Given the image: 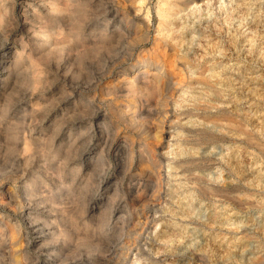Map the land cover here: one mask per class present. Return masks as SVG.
<instances>
[{"label":"rangeland","instance_id":"rangeland-1","mask_svg":"<svg viewBox=\"0 0 264 264\" xmlns=\"http://www.w3.org/2000/svg\"><path fill=\"white\" fill-rule=\"evenodd\" d=\"M7 1L0 2V264H41L34 217L43 206L56 222L72 226L67 236L52 239L59 259L66 261L62 264L89 258L117 264H253L264 256V0ZM25 14L60 21L55 30L63 33L66 45L37 56L41 70L21 64L12 86L2 90L7 59L24 47L25 56L35 50L31 26L20 22ZM110 19L115 25L107 24L102 43H83L90 32L106 29ZM145 59L162 67L161 81L171 82L169 90H161L157 81L155 92L127 93L128 79ZM141 96L144 107L136 103ZM33 104L51 110L36 129L25 115ZM63 115L69 122L51 139L45 126ZM86 129L94 132L91 144L107 140L114 145L91 152L93 159L105 152L102 161H92L96 167L90 162L74 172L89 154L75 165L68 156L51 162L50 155L62 151L59 142ZM30 134L34 140L26 151L21 140ZM143 141L148 144L143 151L148 147L151 154L146 159L138 154ZM123 142L130 143L127 150L119 146ZM136 183L154 185L153 194L160 196L134 201L137 193L128 190ZM129 219L141 222V229L150 225L148 246L142 244L148 254L138 253L135 233L129 235L131 246L116 242L110 250L100 249L97 231Z\"/></svg>","mask_w":264,"mask_h":264},{"label":"bare ground","instance_id":"bare-ground-1","mask_svg":"<svg viewBox=\"0 0 264 264\" xmlns=\"http://www.w3.org/2000/svg\"><path fill=\"white\" fill-rule=\"evenodd\" d=\"M1 1H5V0H0V2ZM29 0H20V2H21V4L23 5V4H27V2H28ZM55 1V0H54ZM59 1V0H58ZM62 1V0H61ZM68 1V0H67ZM114 1H116V0H114ZM120 1V0H119ZM118 1V2H119ZM125 1V0H124ZM129 1V0H128ZM6 2L8 3V1L6 0ZM18 2V1H17ZM46 2V1H45ZM50 2V1H49ZM70 2H71V0H70ZM113 2V1H112ZM195 2V1H194ZM42 3V2H41ZM125 3V2H124ZM1 4V3H0ZM51 4V3H50ZM60 4V3H59ZM59 4L57 3V5L59 6ZM64 4H68V3H66V2H64ZM2 5V4H1ZM9 5H10V3H9ZM109 5V4H108ZM38 6V5H37ZM46 6V5H45ZM51 6V5H50ZM61 6H63V4L61 3ZM3 7V6H2ZM54 7V6H53ZM53 7H50L52 10H54L53 9ZM57 7V6H56ZM58 8V7H57ZM57 8H55V9H57ZM59 8H60V6H59ZM110 9H111V6L109 7ZM6 9H8V8H6ZM45 9H47V8H45ZM51 9H49V10H51ZM61 10H62V8H61ZM109 10V9H108ZM1 11V10H0ZM59 11V10H58ZM104 11V10H103ZM106 11H107V9H106ZM160 11H161V8H160ZM2 12H3V10H2ZM8 12V11H7ZM50 12V11H49ZM54 12V11H53ZM1 13V12H0ZM59 13V12H58ZM62 13V12H61ZM39 14V13H38ZM42 14V13H41ZM107 14V13H106ZM160 14H162V11L160 12ZM1 15V14H0ZM44 16V15H43ZM47 16V15H46ZM65 16V15H64ZM66 17V16H65ZM0 18H1V16H0ZM53 18V17H52ZM52 18H50L49 19V17L48 18H46L45 19V17H41V16H35V14L34 15H24L23 17H22V20H20V22H22V24L23 25H25V26H28V25H30L31 27H29L30 29L28 30V34L30 35V37H32L31 39H34L35 40V43H33L34 44V47H35V50L33 51V50H31L30 51V53L29 54H27L26 56H25V54H26V51H25V47H24V49L23 48H21L23 51H16V54L15 55H12L11 56V58L12 59H7V64H8V66L7 67H5V73L8 75V77L6 78V80H4V82H3V86H2V90H7V89H9L12 85V81H11V83H10V79H11V77L12 76H14L13 74H15V72L16 71H18V70H20V68H19V66L22 64V65H24V64H29L30 63V65L32 66H35L36 68H38L37 67V56L38 57H43V56H46L47 57V54H48V52H47V50H53L54 48H57V49H59V44L60 43H62V42H64L65 43V41H63L64 40V35H63V33H60V29H59V33L57 32L58 30H55L56 29V26L57 27H61L62 25H61V23H59L60 21H56V19H52ZM55 18V17H54ZM62 18V17H61ZM64 18V17H63ZM71 18V17H70ZM2 19V18H1ZM67 19L69 20V18L67 17ZM66 19V20H67ZM61 20V19H60ZM65 20V19H64ZM75 21V20H74ZM17 22V21H16ZM62 22V21H61ZM72 22V21H71ZM111 22H112V25H115V22L112 20V19H110V21L108 22V23H106L105 25H109V23L111 24ZM134 22V21H133ZM10 24V23H9ZM45 24H50V27L52 28L50 31L48 30H46V29H44V28H48V27H46L47 25H45ZM66 24H68V23H66ZM78 24V23H77ZM117 24H120V23H117ZM39 25V26H38ZM81 25H82V23H81ZM87 25V24H86ZM105 25H104V28H105ZM107 25V27H106V29H104V30H102V29H100L99 31H97L96 33H94V32H90V34H88L87 35V37L85 36V39H83V33L84 32H81L80 30V32H78L77 34H78V37L79 38H82L83 39V43H87L88 45L90 44V42L92 43L93 42V44H91V45H95V44H97V43H100L102 40H103V38L105 37V35H107V32L109 31V26ZM136 25H137V23H136ZM78 26V25H77ZM139 25H137V27H138ZM83 27V26H82ZM103 27V26H102ZM117 27H118V25H117ZM133 27V26H132ZM131 27V28H132ZM139 27H141V26H139ZM20 28V27H19ZM63 28V27H62ZM79 28V27H78ZM115 28V27H114ZM135 28V27H134ZM141 28H143V27H141ZM16 29V28H15ZM66 29V28H65ZM113 29V28H112ZM144 29V28H143ZM62 30H64V29H62ZM118 30H120L119 28H118ZM139 30H140V28H139ZM77 31H78V29H77ZM83 31V30H82ZM92 31V30H91ZM145 31V30H144ZM27 32V31H26ZM61 32H63V31H61ZM113 32V31H112ZM120 32V31H119ZM129 32V31H128ZM64 33H66V32H64ZM121 33V32H120ZM135 33V32H134ZM61 34H62V36H61ZM68 34V33H67ZM112 34V33H111ZM118 34V33H117ZM136 34V33H135ZM3 35V34H2ZM71 35V34H70ZM60 36V37H59ZM72 36V35H71ZM82 36V37H81ZM102 36H104V37H102ZM115 36H116V34H115ZM114 36V38L116 39V37ZM53 37V38H52ZM66 37V36H65ZM67 37H69V34H68V36ZM71 38V37H70ZM89 38V39H88ZM91 38V39H90ZM105 38H107V37H105ZM109 38V37H108ZM121 38V37H120ZM52 39V40H51ZM67 39V38H66ZM65 39V40H66ZM69 39V38H68ZM68 39H67V41H68ZM71 39H73V38H71ZM70 39V40H71ZM78 39V38H77ZM118 39V38H117ZM81 40V39H80ZM72 41V40H71ZM69 42V41H68ZM74 42H75V40H74ZM74 42H72V43H74ZM78 42V41H77ZM80 42V41H79ZM102 43V42H101ZM105 43V42H104ZM113 43V42H112ZM82 44V43H81ZM61 45V44H60ZM63 45V44H62ZM64 45H66V43L64 44ZM68 46L70 45V44H67ZM80 45V44H79ZM84 45V44H83ZM100 45V44H99ZM103 44H101V46H102ZM72 46V45H71ZM77 46V45H76ZM75 46V47H76ZM87 46V45H86ZM92 46V47H93ZM104 46V45H103ZM102 46V47H103ZM107 46H109V45H105L104 47L105 48H107ZM111 46V45H110ZM23 47V46H22ZM70 47V46H69ZM74 47V48H75ZM79 47V46H78ZM88 47V46H87ZM97 47V46H96ZM95 47V48H96ZM9 48V47H8ZM77 48V47H76ZM81 48V47H80ZM90 48V47H89ZM104 48V49H105ZM33 49V48H32ZM82 49H84V47L82 48ZM87 49V48H86ZM94 49V48H93ZM14 50H16V49H14ZM76 50V49H75ZM89 50V49H88ZM77 51V50H76ZM8 52V51H7ZM32 52H34V54L32 53ZM85 52V51H84ZM31 53H32V55L33 56H31ZM5 58H8V57H5ZM41 59V58H40ZM106 61V60H105ZM40 62V61H39ZM41 62H43V61H41ZM155 62V61H154ZM154 62L151 60V59H145L144 60V66L143 67H140V68H137L136 69V73L134 74V76L133 77H131V78H129L128 79V83L130 84L128 87H127V93L128 92H130V95H131V93L132 92H135V90L137 89V91H138V89H139V91L140 90H145V92H146V90H147V92L150 90V91H154V90H156L154 87H156V84H157V81H159V82H161L162 84H163V87L164 88H160L161 90L162 89H164V91H167V90H169L170 89V83H166V82H162L161 81V77L163 76V75H165L164 73V71L163 70H161V68L159 67V65L157 66L156 64H154ZM41 64V63H40ZM29 66V65H28ZM33 66H32V68H33ZM105 66V65H104ZM135 66V65H134ZM137 67V66H136ZM26 68H28V67H26ZM31 68V69H32ZM102 68H104V67H102ZM39 69V68H38ZM38 69H37V72H38ZM4 70V69H3ZM27 70V69H26ZM29 70H30V68H29ZM28 70V71H29ZM39 70H41V69H39ZM24 71H25V69H24ZM34 71V70H33ZM19 72V71H18ZM18 72L16 73V74H18ZM20 72H21V70H20ZM31 72V71H30ZM43 72V71H42ZM34 73H36V71L34 72ZM26 74L28 75V73L26 72ZM38 74H39V72H38ZM121 74V73H120ZM123 74V73H122ZM121 74V75H122ZM169 74V73H168ZM167 74V75H168ZM172 74V73H171ZM31 75H32V73H31ZM34 75V74H33ZM37 76V73H36V75H35V77ZM170 76V75H169ZM34 77V76H33ZM73 77V76H72ZM124 77H125V75H124ZM4 78V77H3ZM123 78V77H122ZM127 78H128V76H127ZM150 78L152 79V80H150ZM125 79V78H124ZM123 81V80H122ZM163 81H164V79H163ZM173 81V80H172ZM127 83V84H128ZM121 84V83H120ZM159 84V83H158ZM157 84V85H158ZM92 86V85H91ZM127 86V85H126ZM162 86V85H161ZM160 86V87H161ZM125 88V87H124ZM126 89V88H125ZM159 89V90H160ZM11 90V89H10ZM42 91V90H41ZM171 91V90H170ZM169 91V92H170ZM34 92V91H33ZM146 92V93H147ZM155 92V91H154ZM163 92V91H162ZM126 93V94H127ZM140 93V92H139ZM150 94H152V92H149ZM160 93V92H159ZM129 94V93H128ZM148 94V93H147ZM158 94V93H157ZM139 95V94H138ZM162 95V94H161ZM31 96V95H30ZM146 96V95H145ZM138 97H140V96H138ZM147 97V96H146ZM145 97V98H146ZM151 97H152V95H151ZM160 97V96H159ZM67 99V98H66ZM137 99V98H136ZM147 99V98H146ZM151 99V98H150ZM149 99V100H150ZM153 99V98H152ZM151 99V100H152ZM51 100V99H50ZM138 101H136V103H139L140 104V106L141 105H143V101H145V99H144V97L143 96H141V98L140 99H137ZM154 100V99H153ZM22 101V100H21ZM132 102V101H131ZM158 102V101H157ZM76 103V102H75ZM74 103V104H75ZM112 103V102H111ZM156 103V102H155ZM38 104V103H37ZM37 104L36 105H34L33 104V106H31L30 108H27L25 111H26V114L25 115H27L28 117H29V119H27V121L29 122V124H32V125H36V126H34V129H36L35 127H37V123H38V125H39V123L41 124L42 122H45V119L48 117V115L50 114V112H51V110H46L45 108H43L45 105H43V106H37ZM150 104V103H149ZM50 105V104H49ZM133 105V104H132ZM135 105V104H134ZM151 105V104H150ZM159 105V104H158ZM153 106V105H152ZM53 107V106H52ZM78 107V106H77ZM76 107V108H77ZM88 107V106H87ZM128 107V106H127ZM141 107H144V106H141ZM1 108V107H0ZM55 108V107H54ZM74 108V107H73ZM136 108V107H135ZM137 108H138V106H137ZM147 108V107H146ZM152 109H153V107H151ZM52 109V108H51ZM129 109V108H128ZM141 109V108H140ZM151 109V110H152ZM4 110V109H3ZM71 110H73V109H71ZM131 110H132V108H131ZM144 110H146V109H144ZM21 111V110H20ZM78 111V110H77ZM76 111V112H77ZM134 111H136V110H133V112ZM148 111V110H147ZM150 111V110H149ZM154 111V110H153ZM75 112V113H76ZM128 112H130V111H128ZM132 112V111H131ZM133 112H132V114H133ZM140 112V111H139ZM141 112H142V110H141ZM2 113H4V112H2ZM74 113V114H75ZM78 113V112H77ZM127 113V112H126ZM143 113V112H142ZM149 113V112H148ZM147 113V114H148ZM37 114L40 116H42V118H43V120L41 121V120H39V117L37 116ZM68 115H69V113H67ZM81 114H82V112H81ZM94 114V113H93ZM135 114V113H134ZM141 113H139V115H140ZM147 114H145V115H147ZM149 114H151V112L149 113ZM154 114V113H153ZM1 115V114H0ZM91 115V114H90ZM123 115H124V113H123ZM144 115V114H143ZM222 115V114H221ZM70 116V115H69ZM69 116H65L64 117V115H63V117H60V118H56V119H53L52 121H53V124L50 126H47V124H46V128H45V132L44 133H46V131H48L49 132V134L50 133H53V134H51V135H53V137L51 138V139H53V138H55L56 136H57V134L58 133H60V131L64 128V126L69 122ZM77 116V115H76ZM92 116V115H91ZM121 116H122V114H121ZM127 116V115H126ZM131 116V115H130ZM142 116V115H141ZM151 116H153V115H151ZM222 116H224V115H222ZM129 117V116H128ZM127 117V118H128ZM134 117H135V115H134ZM144 118H145V116H143ZM149 117H150V115H149ZM221 117V116H220ZM227 118L229 117V116H226ZM41 118V117H40ZM41 118V119H42ZM130 118V117H129ZM207 118V117H206ZM213 118V117H212ZM219 118V117H218ZM222 118V117H221ZM231 118H232V116H231ZM24 119V118H23ZM22 119V120H23ZM26 119V118H25ZM72 119V118H71ZM123 119V118H122ZM130 119H132V118H130ZM152 119V118H151ZM214 119V118H213ZM217 119V118H216ZM215 119V120H216ZM223 120H225L226 118H222ZM50 120V119H49ZM123 120H125V119H123ZM148 120V119H147ZM208 120H212V119H208ZM220 120V119H219ZM222 120V121H223ZM235 120V119H234ZM130 121V120H129ZM143 121V120H142ZM232 121V120H231ZM230 121V122H231ZM236 121V120H235ZM234 121V122H235ZM24 123L26 122V120L25 121H23ZM71 122H72V120H71ZM131 122V121H130ZM220 122H221V120H220ZM227 122L228 123H230L228 120H227ZM237 122V121H236ZM235 122V123H236ZM4 123V122H3ZM27 123V122H26ZM25 123V124H26ZM49 123V122H48ZM140 123V122H139ZM145 123V122H144ZM234 123V124H235ZM1 124V123H0ZM28 124V125H29ZM43 124V123H42ZM128 124H130V123H128ZM232 124V123H231ZM236 124H238V123H236ZM4 125V124H3ZM127 125V124H126ZM137 125H139V124H137ZM141 125V124H140ZM146 125L147 126H149L147 123H146ZM25 127V126H24ZM92 127H93V125H92ZM137 127V126H136ZM140 126H138V128H139ZM142 127V126H141ZM237 127V126H236ZM1 128V127H0ZM145 128V127H144ZM150 128V127H149ZM239 128V127H238ZM5 129V128H4ZM4 129H2V130H4ZM148 129V128H147ZM85 130V129H84ZM103 130V129H102ZM129 130V129H128ZM145 130H146V128H145ZM96 131V130H95ZM100 131H101V129H100ZM131 131H132V129H131ZM149 131H150V129H149ZM1 132V131H0ZM33 132H35V130H33ZM81 132H82V130H81ZM80 132V134L78 135H76V136H72L73 138H70V136H69V138H68V140H62L61 142H59V144H57V147H59V149L60 150H62L61 152L60 151H58V152H60V153H55L54 155L53 154H51L50 155V160H51V162H60V161H65V159L67 158V156L69 157V159H71L72 161H73V163H74V165L75 164H77V161L82 157H84L85 158V155H87V154H89L88 156H87V158H85L83 161H82V163L80 164V165H78L76 168H75V171L74 172H76V174H79V173H81V171H82V168H83V166H86V164H89L90 162H91V165H94V164H92V161L94 162H99V161H102L103 160V155H102V153H105V152H103V150H101V154H96V156L97 155H99L98 157H95V159H93L92 158V156L90 155L91 154V152L93 153L94 151H96L99 147H101L102 149H104L105 150V148H107V149H111L114 145H113V143H108L107 142V140H102L100 143H97V144H91V142L90 141H88V137H90V138H92L93 137V131H91V130H87L86 129V131H84V132H82L81 133ZM141 132V131H140ZM18 133V132H17ZM72 133V132H71ZM77 133V132H76ZM79 133V132H78ZM102 133V132H101ZM108 133V132H107ZM24 134V133H23ZM56 134V135H55ZM109 134V133H108ZM146 134V133H145ZM203 134H205V133H203ZM5 135V134H4ZM47 135V134H46ZM45 135V136H46ZM71 135V134H70ZM104 135V134H103ZM2 136V135H1ZM6 136V135H5ZM44 136V137H45ZM97 136V135H96ZM149 136V135H148ZM197 136V135H196ZM211 136V135H210ZM44 137H42L43 139H45ZM107 137V136H106ZM135 137V136H134ZM24 138V137H23ZM100 138V137H99ZM103 138V137H102ZM108 138V137H107ZM106 138V139H107ZM136 138V137H135ZM144 138V137H143ZM142 138V139H143ZM134 139V138H133ZM132 139V140H133ZM197 139V138H196ZM34 140V138H32V136H31V134H30V136H28V137H25L24 138V140H21L22 141V144H23V148L26 150V151H28V147H29V141H33ZM109 140V139H108ZM203 140V139H202ZM16 141V140H15ZM138 141V140H137ZM197 141V140H196ZM144 142V141H143ZM149 142V141H148ZM199 142V141H198ZM202 142V141H201ZM29 143V144H28ZM138 143H140V142H138ZM205 143V142H204ZM141 144V143H140ZM151 144V143H150ZM31 145V144H30ZM118 145V144H117ZM130 145V143L129 144H127L126 142H123L121 145H119V146H122V147H124V149H126L127 148V146H129ZM148 144L147 143H143L140 147H141V150H139V152H138V154H140V156H142L143 158H148V156H150L151 154H150V151H148V147H146L145 149H144V151H143V146H147ZM21 146V145H20ZM119 146H116L115 148H117V147H119ZM82 147V148H81ZM131 147V146H130ZM154 147V146H153ZM255 147V146H254ZM132 148V147H131ZM120 149H121V147H120ZM133 149H135V148H133ZM153 149V148H152ZM157 149V148H156ZM52 150V149H51ZM123 149H121V151H122ZM127 150V149H126ZM130 150V149H129ZM99 151V150H98ZM156 151V150H155ZM131 152V151H130ZM134 152V151H133ZM99 153H100V151H99ZM125 153V152H124ZM129 153V152H128ZM137 153V152H136ZM154 153V152H153ZM95 154V153H94ZM155 154V153H154ZM124 154H122V156H123ZM134 155V154H133ZM94 156V155H93ZM126 156V155H125ZM125 156H124V158H125ZM136 156V155H135ZM138 157V156H137ZM156 156H154V158H155ZM48 158V157H47ZM121 158V157H120ZM133 158V157H132ZM122 159V158H121ZM128 159V158H127ZM135 159V158H134ZM142 159V158H141ZM82 160V159H81ZM106 160V159H105ZM144 160V159H143ZM143 160H142V162H143ZM149 160V159H148ZM154 161V160H153ZM119 162V161H118ZM123 162H124V159H123ZM147 162H149V161H147ZM126 163V162H125ZM52 164V163H51ZM100 164V163H99ZM103 164V163H102ZM102 164H100V165H102ZM107 164V163H106ZM121 164V163H120ZM128 164H130V163H128ZM131 164H134V160H132V162H131ZM68 165V164H67ZM90 165V164H89ZM125 165V164H124ZM127 165V164H126ZM125 165V166H126ZM47 166V165H46ZM95 166V165H94ZM123 166V165H122ZM131 166V165H130ZM129 166V167H130ZM93 167V166H92ZM96 167V166H95ZM99 167V166H98ZM128 167V166H127ZM128 167V168H129ZM89 168H91V167H89ZM126 169V168H125ZM132 169V168H131ZM124 170V169H123ZM90 171V170H89ZM65 172V171H64ZM73 172V173H74ZM103 172V171H102ZM126 172V171H125ZM153 173V172H152ZM71 174V173H70ZM132 174V173H131ZM134 174V173H133ZM138 174V173H137ZM154 174V173H153ZM75 175V174H74ZM135 175V174H134ZM75 176H77V175H75ZM155 177V176H154ZM74 178V177H73ZM75 179V178H74ZM154 179V178H153ZM62 180V179H61ZM74 181V180H73ZM72 181V182H73ZM75 181H77V180H75ZM157 181V180H156ZM156 181H153V182H156ZM71 182V183H72ZM100 182V184H101V181H99ZM141 182V181H140ZM145 182V181H144ZM70 183V184H71ZM102 183H104L103 181H102ZM152 183V182H151ZM157 183H159L158 181H157ZM155 184L156 185V187H159L158 186V184ZM64 185V184H63ZM67 184H65V187L66 188H68V186H66ZM74 186V185H73ZM150 186H151V188L149 189V188H147V186H142V184L140 183V184H138V183H136L135 185L134 184H132V186H130V188H129V192L128 193H132V195H133V193H137V196H136V198H132L134 201H136V202H141V201H145V200H147V199H149V197H151L152 199H153V197L154 198H158L160 195L159 194H153L154 193V191H153V189H154V185L152 186L151 184H150ZM78 187V186H77ZM199 187V186H198ZM203 187V186H202ZM28 187H26V189L24 190V191H26V190H28L27 189ZM60 188V187H59ZM63 188V187H62ZM66 188H64V189H66ZM200 188V187H199ZM198 188V189H199ZM78 189V188H77ZM203 189H205L204 191H202V192H205L206 193V188H203ZM71 190V189H70ZM117 190V189H116ZM127 190V189H126ZM218 190V189H217ZM38 191V190H37ZM41 191V190H40ZM40 191H38L39 193H40ZM61 192H62V190H60ZM67 191H68V189H67ZM155 191H156V189H155ZM208 191V190H207ZM44 192V191H43ZM70 192V191H69ZM116 192V191H115ZM208 192H210V190L208 191ZM219 192H220V190H219ZM218 192V193H219ZM222 192V191H221ZM228 192V191H227ZM25 193V192H24ZM130 193V194H131ZM156 193V192H155ZM201 193V192H200ZM160 194H161V192H160ZM207 194V193H206ZM209 194H211V193H209ZM220 194V193H219ZM214 195V194H213ZM221 195V194H220ZM68 196V195H67ZM204 196H205V194H204ZM222 196V195H221ZM224 196H225V194H224ZM223 196V197H224ZM228 196V194H226V197ZM11 199V198H10ZM13 199V198H12ZM41 199H42V197H41ZM231 199H232V197H231ZM43 200V199H42ZM133 200L131 201V199H130V201L131 202H133ZM155 200V199H154ZM233 200H234V197H233ZM41 201V200H40ZM129 201V202H130ZM157 201H159V200H157ZM231 201V200H230ZM235 201H236V199H235ZM42 202V201H41ZM44 202H46V200H44ZM130 202V203H131ZM234 202V201H233ZM238 202H240V201H238ZM63 203V202H62ZM234 203H236V202H234ZM237 204V203H236ZM242 204V203H241ZM42 205V204H41ZM47 205V204H46ZM137 205V204H136ZM37 206H39V205H37ZM51 206H52V204H51ZM134 206H135V204H134ZM47 207L48 206H43V209H37V216L36 217H34V215L32 216V217H34L35 219V221H37V248H39L40 249V251H41V253H42V255L44 256V258H42L43 260L40 262L41 264H60L61 262H66V261H62V259L60 260L59 259V255H58V253L56 254V252H55V250H57V247H56V245H54L55 243H53V241L55 240V239H53L55 236L58 238V236H67L66 235V233L69 231L68 230V228L70 227H68L67 226V224L65 225V224H61V222H56V217H54L55 219H52V217L54 216V214H53V212H51V210H47ZM133 207V206H132ZM124 208V207H123ZM127 208V207H126ZM50 209V208H49ZM151 211V210H150ZM150 211H149V213H150ZM26 212V211H25ZM133 212V211H132ZM149 213H147V214H149ZM126 214V213H125ZM146 214V215H147ZM29 215H30V213H29ZM127 215V214H126ZM130 215V214H129ZM31 216V215H30ZM125 216V215H124ZM148 216V215H147ZM156 216V215H155ZM60 217V216H59ZM47 218H51V219H47ZM111 218V217H110ZM120 218V217H119ZM122 219L124 218V217H121ZM131 218V217H130ZM109 219V218H108ZM126 219H127V216H126ZM151 219V218H150ZM156 218L154 217L153 218V220H155ZM27 220V219H26ZM124 220H125V218H124ZM132 220V219H131ZM130 219L127 221H122L121 220V223H118V222H114V223H112V224H106L105 226H104V228L103 227H101V228H103V233L100 231H97V233L95 234V232H94V236L96 237V241L97 242H100V243H98V244H101V248L100 249H102V248H104V249H108V250H110L109 248L112 246V244H114V243H116V242H119V243H121V244H126V245H130V242H131V238L129 237V235H131V233H135L136 235H138V237L135 239V244H136V246H135V248H137L138 249V253L140 252L141 253V256H145V255H147L148 253L143 249V245H145V246H148V242L146 241V236H145V232H148L149 231V228L150 227H147V226H150V225H145V227H143L142 229L140 228V226H141V222H136V223H134L133 224V222H130L131 221ZM147 220H148V218H147ZM147 220H146V222H147ZM120 221V220H119ZM31 222H33V220H31ZM107 222V221H106ZM148 222H149V220H148ZM150 222H151V220H150ZM155 222V221H154ZM153 222V223H154ZM35 223V222H34ZM110 223V222H109ZM148 224V223H147ZM74 226V225H73ZM79 227H77L76 226V233L79 231V230H82V228H80V225H78ZM81 227H83V226H81ZM93 227V226H92ZM97 227V226H96ZM100 227V226H99ZM4 228V227H3ZM70 228H72V226L70 227ZM83 228H85V227H83ZM87 228V227H86ZM90 228V227H89ZM73 229H74V227H73ZM88 229V228H87ZM96 229V228H95ZM98 229H100V228H98ZM84 230V229H83ZM154 230V229H153ZM35 231V230H34ZM73 231V230H72ZM94 231V230H93ZM152 231V230H151ZM2 232V231H1ZM74 232V231H73ZM99 232V233H98ZM107 232V233H106ZM109 232V233H108ZM5 233V232H4ZM79 233V232H78ZM77 233V234H78ZM87 233V232H86ZM83 234V233H82ZM91 234V233H90ZM81 235V234H80ZM250 235V234H249ZM136 237V236H135ZM52 239H53V241H52ZM59 239V238H58ZM57 239V240H58ZM60 239H61V237H60ZM92 239V238H91ZM149 239V238H148ZM92 240H94V239H92ZM97 244V243H96ZM133 244V243H132ZM143 244V245H142ZM131 246V245H130ZM96 247V246H95ZM100 247V246H99ZM98 247V248H99ZM133 247V246H132ZM131 247V248H132ZM12 249V248H11ZM148 249V248H147ZM131 250V252H133L132 251V249H130ZM103 251H106V250H103ZM137 251V250H136ZM95 252V251H94ZM150 252V251H149ZM38 253V252H37ZM113 253V252H112ZM130 253V252H129ZM137 253V252H136ZM132 254V253H131ZM134 254V253H133ZM136 255V254H135ZM133 256V255H132ZM136 256H139V254L138 255H136ZM202 256V255H201ZM127 257V256H126ZM130 257H131V255H130ZM134 257V256H133ZM150 257V256H149ZM66 258V257H65ZM135 258V257H134ZM134 258H133V260H134ZM138 258V257H137ZM142 258V257H141ZM202 258H204V257H202ZM130 259V258H129ZM136 259V258H135ZM67 260V259H66ZM72 261V260H71ZM129 263V260L128 261H126V262H120L119 264H128ZM130 263H133V261L131 260L130 261ZM62 264V263H61ZM64 264H66V263H64ZM69 264H117V263H112L109 259H106V258H102V259H97L96 261H95V259H87V261L85 262V261H82V260H75V261H73V262H71V263H69ZM249 264H252V262L251 263H249ZM253 264H264V256H260L259 258H257L256 259V261L253 263Z\"/></svg>","mask_w":264,"mask_h":264}]
</instances>
